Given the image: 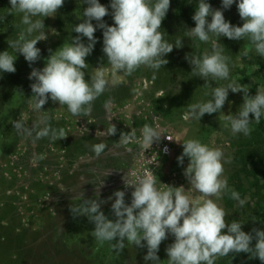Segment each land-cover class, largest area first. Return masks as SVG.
<instances>
[{
	"label": "rangeland",
	"instance_id": "1",
	"mask_svg": "<svg viewBox=\"0 0 264 264\" xmlns=\"http://www.w3.org/2000/svg\"><path fill=\"white\" fill-rule=\"evenodd\" d=\"M176 1L184 7L191 3V0L188 3ZM176 1L171 0L161 28L167 33L165 38L169 42L175 44L182 40L183 46L174 48L165 57L168 63L159 70L145 66L131 74L113 70L102 52V30L94 33L98 43L86 58L85 78L102 71L108 84L105 92L93 101L90 112L74 116L65 105L51 100L43 110L36 111L30 88L34 81L28 79L32 67L45 66L49 49L54 52L77 35L72 29L84 19L83 9L87 7L84 0H64L54 17L45 18L47 39L36 45L41 49L39 61L30 67L24 57L17 54L16 72L2 74L0 264H145L146 248H138L127 241L122 250L113 247L115 241L101 243L93 235L94 225L86 217H74L71 207L82 202V195L83 199L95 198L101 180L105 185L101 189V199H107L116 190H124L125 201L130 203L133 189H125L123 178L135 181L148 170L162 184L183 185L187 190L191 186L183 171L189 160L185 157L183 166L177 163V157L183 152L181 143L187 139H199L222 150L223 176L229 188L237 191L241 199H246L241 207L230 193L223 195L218 202L227 213L226 223L239 220L246 233L253 228L264 229V188L260 193L262 186L258 183L264 164L253 142L256 131H264V116L258 123L250 124L248 135L233 134L223 116L239 111L243 93L229 92L223 113L205 114L200 121L182 119L189 105L210 98L205 96L210 88H205V81L191 73L192 67L185 56H201L206 50L211 51L214 40L204 43L186 32L195 27V23L192 18L174 16ZM100 3L107 6L110 0H100ZM10 7L9 0H0V51L7 50L8 44L18 38L24 27L19 14L9 13ZM103 19L113 24L111 15ZM84 40L86 43L87 38ZM229 67L230 79L247 85L249 95H255L257 89L264 90V57H259L252 46L236 49ZM186 76H194L200 87L192 91L187 89L185 95L181 83L186 81ZM210 83L214 87L228 81ZM113 124L117 129L115 135L110 133ZM146 124L157 128L161 135L153 145L143 142ZM45 128H54L57 133L63 129L64 136L53 139L51 132L41 136ZM99 143H104L106 148L97 156L94 145ZM108 172L110 174L105 175ZM191 194L201 195L194 190ZM102 211L109 219H114L111 202L103 205ZM173 241L174 237L169 236L161 243L160 264H167L165 249ZM216 264L262 262L252 253H230L217 258Z\"/></svg>",
	"mask_w": 264,
	"mask_h": 264
},
{
	"label": "clouds",
	"instance_id": "2",
	"mask_svg": "<svg viewBox=\"0 0 264 264\" xmlns=\"http://www.w3.org/2000/svg\"><path fill=\"white\" fill-rule=\"evenodd\" d=\"M170 3L171 0H110L106 6L100 0H84L87 5L83 9L84 19L72 29L77 35L54 52L49 49L43 68L32 67L28 79L34 81L30 85L33 108L41 111L51 100L65 105L74 116L91 111L93 101L105 92L108 84L102 71L85 78L86 58L98 43L94 35L98 29L102 30V52L113 70L131 74L141 66L159 70L166 65L165 57L174 48L183 46L182 40L175 44L169 42L161 28ZM9 4V13L19 14L24 27L18 38L8 44L11 51H0V78L3 73L16 72L17 54L22 55L30 67L41 59V49L36 45L47 39L44 20L54 17L64 0H9ZM233 4L243 21L242 26L225 19L224 11ZM108 15L112 17V25L103 19ZM192 20L195 27L186 29L190 36L204 43L213 37L216 40L211 51L206 50L201 56H185L192 67L191 73L205 81V88H210V92H205L210 98L189 105L182 119L200 121L205 114L223 113L229 92L243 93L239 111L224 114L223 119L233 134L248 135L250 124L258 123L264 116V90L257 89L255 95H249L247 85L230 79V57L224 54L220 38L234 41L247 38L258 56L264 57V0H221L218 9L213 8L209 0H196ZM84 38H87L86 43ZM210 81L228 83L213 87ZM116 131L113 124L111 135ZM49 132L53 139L64 136L63 129L57 133L54 128H45L40 135L46 136ZM160 138L157 128L147 124L143 127L145 145H153ZM181 144L183 152L177 157V163L183 166L185 157L188 158L183 175L190 188L162 184L148 170L135 181L123 178L125 189H133L131 201L126 203L124 190H116L107 199H101V189L105 186L101 180L95 198L83 199L82 195V202L71 207L73 216L86 217L94 225L93 235L101 243L115 241L113 247L122 250L127 241L146 248L145 264H160V245L169 236L174 237V241L165 249L167 264H216L217 258L230 253H252L264 264V229L253 228L246 233L239 220L226 223L227 213L218 202L230 193L241 207L246 203L237 191L229 188L223 176L222 150L199 139H187ZM105 148L104 143H99L94 145V152L99 156ZM193 190L201 195L194 197ZM109 202L114 219H109L102 211V206Z\"/></svg>",
	"mask_w": 264,
	"mask_h": 264
},
{
	"label": "trees",
	"instance_id": "3",
	"mask_svg": "<svg viewBox=\"0 0 264 264\" xmlns=\"http://www.w3.org/2000/svg\"><path fill=\"white\" fill-rule=\"evenodd\" d=\"M77 1V0H76ZM176 1V0H175ZM181 2H185L188 3V1L190 0H179ZM178 1H176L175 3L177 4ZM210 4L212 5L213 8H221V0H209ZM180 3L177 4V11L174 13L175 17H184V18H192L190 14H193L195 11V7H196V0H191V3L188 4L187 7H184L183 5L179 6ZM224 16L225 19L230 21L233 25L236 26H242L243 21L240 18L239 14H238V10L235 4L232 5V7L229 10L224 11ZM165 20V19H164ZM164 24L162 23L161 27H163ZM211 40H216V39H211ZM220 43L223 44V46L225 47L224 53L229 56L230 58L232 57L234 51L236 49H240V48H244L248 45H250L249 41L247 40V38H245L244 40H240V41H234V40H229L227 38H220ZM251 46V45H250ZM184 65V64H182ZM262 69V68H261ZM243 71H248V69H244ZM242 75H245V72H243ZM186 81L182 82L181 85L184 86V90H186V92L184 93L185 95L187 94V89L189 90H194L195 88H199L200 85L199 83H197L195 81L194 76H186L185 77ZM183 94V95H184ZM254 139V144L256 147H258V150L261 153V164H264V131L262 129H258L253 137ZM246 142L248 143L249 140H246ZM260 178H258V183L260 184L259 188V192H262V188H264V172H259ZM264 218V213H263V217ZM264 228V227H263Z\"/></svg>",
	"mask_w": 264,
	"mask_h": 264
},
{
	"label": "built area",
	"instance_id": "4",
	"mask_svg": "<svg viewBox=\"0 0 264 264\" xmlns=\"http://www.w3.org/2000/svg\"><path fill=\"white\" fill-rule=\"evenodd\" d=\"M164 150H167V149H164Z\"/></svg>",
	"mask_w": 264,
	"mask_h": 264
}]
</instances>
